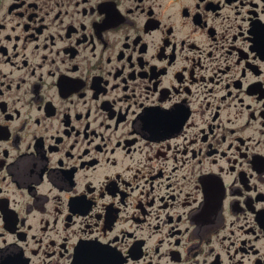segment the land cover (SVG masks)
Listing matches in <instances>:
<instances>
[{"label": "flooded vegetation", "instance_id": "obj_1", "mask_svg": "<svg viewBox=\"0 0 264 264\" xmlns=\"http://www.w3.org/2000/svg\"><path fill=\"white\" fill-rule=\"evenodd\" d=\"M0 264H264V0H0Z\"/></svg>", "mask_w": 264, "mask_h": 264}]
</instances>
